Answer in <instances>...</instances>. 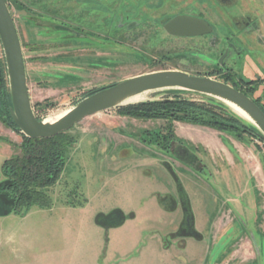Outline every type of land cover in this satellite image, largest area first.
I'll use <instances>...</instances> for the list:
<instances>
[{
  "label": "rangeland",
  "instance_id": "obj_1",
  "mask_svg": "<svg viewBox=\"0 0 264 264\" xmlns=\"http://www.w3.org/2000/svg\"><path fill=\"white\" fill-rule=\"evenodd\" d=\"M5 1L22 47L32 111L39 121L59 116L91 92L119 81L170 70L228 84L264 110V0ZM180 11L202 15L205 33L194 38L168 35L165 23ZM87 20L95 26L103 22L99 35L90 33L95 28L87 27ZM62 23L71 29L60 28ZM1 64L0 44V68ZM177 98L211 101L166 90L127 106ZM179 124L204 127L126 118L115 109L87 117L66 132L76 144L69 149L59 180L44 190L53 204L47 209L52 212L42 217L44 228L55 225L51 242L57 264H66L79 249H91L96 234L85 224L87 215L96 214L95 220L104 226L114 210L132 213L131 227L146 230L147 256L133 264H264V144L242 131L230 134L205 127L222 133L218 139L231 165L194 138L199 161L209 171L201 174L178 168L172 156L148 145L151 137L144 131L160 135L168 128L169 134L183 137ZM18 136L17 141L0 140V181L3 162L20 153L23 138ZM156 160L168 164L169 170L160 169ZM176 177L203 238L194 239L192 228L180 232L183 218L190 220L187 209L175 204L172 211L161 208L168 196L179 200ZM82 201V207L87 205L83 215L67 210ZM123 219L120 213L118 223ZM209 219H214L212 228L207 226ZM7 220L0 218V229L9 225ZM127 230L113 235L123 241Z\"/></svg>",
  "mask_w": 264,
  "mask_h": 264
},
{
  "label": "water",
  "instance_id": "obj_2",
  "mask_svg": "<svg viewBox=\"0 0 264 264\" xmlns=\"http://www.w3.org/2000/svg\"><path fill=\"white\" fill-rule=\"evenodd\" d=\"M206 29L204 23L185 18H175L165 25L169 34L180 37L202 35ZM0 44L11 101L9 117L15 131L25 138L51 139L69 131L87 117L130 105L124 103L138 95L171 90L199 95L222 104L238 119L254 128L257 138L264 144V112L253 100L223 82L177 70L151 72L119 81L85 97L59 120L53 123L39 121L32 111L22 47L5 0H0ZM228 105L244 113L249 121L236 114Z\"/></svg>",
  "mask_w": 264,
  "mask_h": 264
},
{
  "label": "crops",
  "instance_id": "obj_3",
  "mask_svg": "<svg viewBox=\"0 0 264 264\" xmlns=\"http://www.w3.org/2000/svg\"><path fill=\"white\" fill-rule=\"evenodd\" d=\"M179 125H181V128L184 130L185 136L182 137L176 134L177 137L190 143H193L194 138H196L198 140L197 143L201 145L203 149H207V151L211 152L214 151L217 153V156L222 155V159L220 158L221 161L224 164L226 161L228 163L229 160L224 155L223 151L225 149L222 147L221 142L218 139V137L222 136V133L205 127L192 126L190 124ZM113 126L116 125L114 124ZM0 134L9 138V140L14 139L17 141V139H19V136L6 129H1ZM144 164L145 163L143 162L141 163V165ZM228 164L231 165L230 161ZM231 167H234V164ZM177 192L180 199L183 197L185 202L184 204L187 205V208L185 209L188 210L192 227L196 232L200 233V231L196 228L197 223L193 215L192 208L190 207V203H188V196L180 182H178ZM167 199L168 202L165 208L164 205L161 206V208L165 211H172L175 200L173 201L170 196H168ZM230 201L231 200L227 199V203ZM86 207L87 205L82 208H66L72 212H81L83 215ZM114 211L121 213L124 218L123 222L118 225L117 220L111 221L109 219L111 215H109L108 219L103 214L101 215V218H106L104 226L103 224L99 225L97 223L95 220V217H97L96 214L86 216L85 224L87 228L96 234V238L93 240L94 243L92 244L90 250L79 249L76 251L75 254H73L75 256L67 261L66 264H133L134 261L147 256L148 243L147 241H144L146 230H137L131 227L135 221L132 213H127L126 211L122 212L120 210ZM48 212L52 211L33 209L23 218L14 216L5 218L8 219L7 221L9 222V225L1 229L0 232V264H57V251L54 249V244L52 243L53 241L51 242V233L55 229V225L52 228H50L51 225H49L48 228H44V220L46 218H42L47 216L46 214ZM207 221L206 222L209 224L210 220ZM210 225L213 227L214 223L211 222ZM127 229H129V232H127L128 235H122L121 240L123 241H118L115 235H113L128 231ZM106 231L109 237L105 241L104 235H106ZM41 232L49 234H43L42 236ZM42 243L44 245L43 247ZM42 248H44L45 251L41 250Z\"/></svg>",
  "mask_w": 264,
  "mask_h": 264
},
{
  "label": "trees",
  "instance_id": "obj_4",
  "mask_svg": "<svg viewBox=\"0 0 264 264\" xmlns=\"http://www.w3.org/2000/svg\"><path fill=\"white\" fill-rule=\"evenodd\" d=\"M3 79L4 73L0 68V84L3 83ZM260 109L264 112L261 107ZM117 110L119 115L133 119L180 121L209 127L223 133L233 134L242 131L257 138L254 128L214 101L194 103L177 98ZM73 144L74 141L67 133L51 139L33 140L23 137L19 146L20 154L5 161L1 168L5 179L1 188L12 202V208H9L8 212L14 211L22 215L32 207L40 209L52 207L53 201L44 190L59 180ZM84 203L85 201H82L78 206L82 207Z\"/></svg>",
  "mask_w": 264,
  "mask_h": 264
},
{
  "label": "flooded vegetation",
  "instance_id": "obj_5",
  "mask_svg": "<svg viewBox=\"0 0 264 264\" xmlns=\"http://www.w3.org/2000/svg\"><path fill=\"white\" fill-rule=\"evenodd\" d=\"M221 1L222 2H231L232 0H221ZM98 5L103 10L104 6L102 4H99V3H98ZM70 16L71 15H68L67 17H70ZM175 18H185V19H191V20L200 21V22H202V20H203V16L202 15L188 14L187 12H181L180 11V12L174 14V15H171L168 18V20L166 21L165 25L168 22H170L171 20L175 19ZM85 22H86L87 25H90V26H87V27H90L91 29H94L95 28L96 31L95 30H91V32H90L91 34H98L99 35L101 33L100 32V29L102 31L103 22L100 23V26H99V22L98 21L96 23V26L94 25V22L93 21L92 22H89L87 20ZM63 25H65L66 27L69 26V24H67V23H62V25L59 26V27L60 28H64L65 26H63ZM71 26L72 25H70L68 28L71 29ZM80 30H82V28H80ZM164 30H165V27H164ZM165 32L168 35H170V36L180 37V36L171 35L166 30H165ZM199 36H201V35H198V36H185V37H180V38H194V37H199ZM258 43H260V42L258 41ZM258 43H257V45H260ZM229 46L232 49V45H229ZM4 64H5V61H4ZM4 64H1V68L4 69L3 70V73H5V75H4L3 83L0 84V130L1 129L11 130V131H13L14 134H16L18 136L19 133L15 131V126H14L12 120L9 117V107H10L11 101H10V96H9V92H8V78H7L6 65H4ZM93 93H95V92H93ZM93 93L88 94L86 97H88L89 95H91ZM144 133L148 137H151V140L148 141L149 142L148 145L149 146H152L153 148H155L157 150V152H161V153H164V154H167V155L172 156V158L174 159V162L176 164L177 163L180 164V166L178 165L179 166L178 168H183L185 170H188V169L189 170H192V169H194L197 172H200L201 174H204V172H205V173H207L209 175V171L207 170V167H205L206 169H204V166L205 165L202 167V165H201V163L199 161V158H198V156H199L198 149H200L199 146H195L194 144H192V143H190V142H188V141H186L184 139H181V138L177 137L176 135L174 136L173 135V132L171 134H169L168 128H166L165 131L164 130H161L160 135H158L159 133L157 131L156 132H154V131H144ZM23 137L24 136H22V138ZM0 140L7 141L6 140V137H4L2 134H0ZM144 143H146V142H144ZM75 144H76V141H74V144L72 146H75ZM18 146H20V144ZM18 150L20 152L19 147H18ZM19 154H17V155H19ZM7 160H9V159H7ZM7 160H5V161H7ZM155 162H156V164L159 165V168L160 169H164L165 168V169L169 170L168 164L163 163V162L162 163H160V162L158 163V160H156ZM1 168H2V166H1ZM1 176H2V173H1ZM2 179L3 180L0 181V218H8L10 216H14V217H18V218H23V217H25V215L29 211H31L33 209L47 210V209H40V208H37V207H32V208H30L27 211V213L22 214V215L19 214V213L14 212V211L13 212L12 211L8 212L9 208H12V202L10 201V198L7 196V194H5L4 190L1 188V185H3V182L5 181V179H4L3 176H2ZM176 179H177V177H176ZM171 199L174 201V198L171 197ZM184 203L185 202H184L183 197H181V199L179 197V200H175V203L174 204L176 205V207H179L180 206L181 210H185L186 211L185 204ZM161 206H163V205H161ZM110 215L111 216H110L109 219L111 221H116L118 218H120V213H118V211L117 212L114 211ZM213 220H210L209 222L211 223V222H213ZM182 222L183 223L180 224V229H179L180 232L181 231L183 232L185 229L188 230V229L192 228L193 229L192 231H193V234H194L193 235V238L194 239L197 238V237L198 238L199 237H202V234L201 233H198V232H196L194 230V228L191 225V221L189 220L188 217H186V219L184 217L183 220H182ZM210 223L209 224L207 223V226L208 227H211ZM0 232H1V229H0ZM200 240H202V239H200Z\"/></svg>",
  "mask_w": 264,
  "mask_h": 264
},
{
  "label": "bare ground",
  "instance_id": "obj_6",
  "mask_svg": "<svg viewBox=\"0 0 264 264\" xmlns=\"http://www.w3.org/2000/svg\"><path fill=\"white\" fill-rule=\"evenodd\" d=\"M148 94L150 93H144L142 95H138L128 101H126L124 104H134V103H138V102H142L143 98L146 97ZM142 99V100H141ZM236 114H238L240 117H242L243 119L249 121L248 117L242 113L240 110H238L237 108L233 107L232 105H228ZM67 112V111H66ZM66 112L62 113L61 115L59 116H56L54 118H51V119H47V120H44L45 123H53L57 120H59L62 116H64L66 114Z\"/></svg>",
  "mask_w": 264,
  "mask_h": 264
}]
</instances>
